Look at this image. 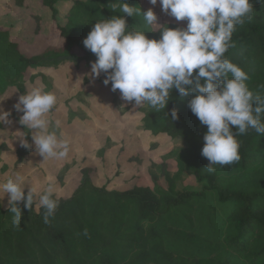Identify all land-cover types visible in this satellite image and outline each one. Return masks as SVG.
Here are the masks:
<instances>
[{
    "label": "trees",
    "instance_id": "16d2710c",
    "mask_svg": "<svg viewBox=\"0 0 264 264\" xmlns=\"http://www.w3.org/2000/svg\"><path fill=\"white\" fill-rule=\"evenodd\" d=\"M112 2L72 0L62 24L59 0H42L56 22L53 36L57 39L32 54L22 50V42L10 28L0 25V98L12 86L34 82L39 68L45 71L94 62L96 57L84 47L83 40L96 22L120 15L119 10L112 11ZM125 2L141 9V14L125 17L127 26L148 31L149 39H160L163 26H187L175 20L157 27L146 25L142 14L150 9L149 0ZM250 3L254 7L252 19L236 27L232 36L235 46L225 55L247 73L249 89L261 93L264 0ZM28 16L32 18L31 33L45 34L41 15ZM191 98L174 89L166 109L156 111L147 104L140 107L143 128L153 137L183 142L167 154L176 166L169 188L108 190L96 186L85 171L71 198L54 196L58 208L47 224L45 210L35 199L31 210L19 202L20 227L14 226V214L0 201V264H264V135L249 129L237 137L240 160L214 165L215 171L208 172L209 161L201 154L207 126L189 109ZM172 109L178 111L179 119H172ZM28 143L29 148L18 149L17 165L32 152L31 135ZM187 173L193 174L199 190L177 189L174 178ZM85 229L87 236L83 235Z\"/></svg>",
    "mask_w": 264,
    "mask_h": 264
},
{
    "label": "clouds",
    "instance_id": "9594fccd",
    "mask_svg": "<svg viewBox=\"0 0 264 264\" xmlns=\"http://www.w3.org/2000/svg\"><path fill=\"white\" fill-rule=\"evenodd\" d=\"M158 2L175 20H187L186 28L163 26L160 39H149L145 34L148 31L129 28L125 19L141 14V9L125 0H113L111 9L119 10L120 15L96 22L83 40L84 47L96 57L91 74L93 78L104 74L106 86L111 83L113 92L119 90L122 100L134 102L139 108L147 104L156 111L166 109L174 89L182 97L192 95L188 107L207 126L201 154L209 161L207 171L214 172V165L240 160L237 137L249 129L264 135V95L249 89L247 73L225 55L235 46L232 36L236 27L251 21L254 7L250 0H149L152 5ZM142 15L146 25L156 24L152 9ZM57 102L54 92L33 86L14 105L23 113L19 124L31 130L35 152L43 162L64 160L70 153L69 141L49 130L53 124L49 114ZM10 116L11 112L0 110V124L11 125ZM171 117L179 119L176 109L171 110ZM60 123L56 120L54 128ZM16 133L21 147L29 148L28 134ZM2 188L9 196L13 224L20 227L22 211L17 205L23 202L24 208L31 210L37 189L25 186V176L19 171ZM56 191V184L49 183L39 194L46 224L58 208ZM83 235H88L87 229Z\"/></svg>",
    "mask_w": 264,
    "mask_h": 264
},
{
    "label": "rangeland",
    "instance_id": "374dc122",
    "mask_svg": "<svg viewBox=\"0 0 264 264\" xmlns=\"http://www.w3.org/2000/svg\"><path fill=\"white\" fill-rule=\"evenodd\" d=\"M19 2H22L23 4L19 5ZM71 5L72 0H59V10L61 13V17H59V19L61 20L62 24L66 23L65 14ZM150 5V9H152L157 16V25L154 24L156 27L164 21L175 20V18L171 17L162 10V6L159 4V2L156 5H152L151 3ZM30 13L39 14L45 20L46 24L42 30V32L45 34L34 35L31 33L30 29L32 27V18L28 16ZM50 14L51 13L43 7L42 0H0L1 27L10 28L12 35L16 36V38L20 39L22 42V50L28 51L31 54L32 52H36L44 48L45 45L51 40L56 41L57 39L56 36H53L55 29L53 28V25L55 26L56 22L51 20ZM182 22L187 24V20ZM46 66L47 64H45V67ZM43 70L44 68H39L36 70V73L38 74V78H41L45 81L46 78H42L41 76ZM88 71L91 75V82H89L87 79V83H83L81 81L82 79L77 77L72 69L70 70L68 67L61 70L56 77L57 79L55 81V86L51 91L57 95L58 102L53 111L49 114V117L50 115L54 116L55 114V117H57L55 120H59L61 122V131H71L74 137L73 140H76V143H72V139L69 141L71 142L69 156L68 158L60 161L49 159L43 162V157L36 154L35 149L33 152H31L32 155L28 158L27 166L24 167L25 169L23 170L22 174L25 176V186L35 187L37 189L35 201L39 203V194L43 193L44 189L49 183L56 184V197H64L66 199L71 198L76 189L81 184L82 173L80 167L82 165H94L96 167L100 166V178L106 171L112 174L113 177V174L116 172V170H119V174L114 176L112 183L108 178V186L112 187V189L129 190L137 186H148L152 189L155 186L165 189L169 188L170 183L173 180L169 179H171L176 173V166L174 165L175 163L172 162V159H167V154L166 156H161L162 154H159V151L151 153L146 149H142L138 154L140 158L143 157L142 164L136 163L132 169L129 167L127 169L118 167L119 164L124 166L126 162L125 158L133 157L135 150H137V148L139 149L143 147L139 146L140 142L138 139H136L135 142L131 141V143L120 142L116 147H114V153L111 156L109 153L105 158L106 161L100 160L99 163L98 160H96L93 151L97 145L105 139V136L108 134L111 135L115 140H119L123 137L129 126L127 121L122 123L119 120H124L122 117L117 118L118 121H120L117 126L111 125V122L108 123L104 119L105 117L110 118V116H108V112H110L114 107L112 105V98L108 92L110 89L106 90L107 94L104 95L102 104H100V100L94 103L93 106L96 107L94 108V110L96 109V112L87 111L89 117H87L86 120H83L82 124L86 125L84 129L74 124L75 121L72 119L73 116L68 115V112L66 111V106L70 105L74 108L77 106V103L74 105L75 102L71 100V97L73 95L75 96L76 93L83 89L89 91L90 93L93 92L94 95L100 96V89L96 87H100V81L99 79H95L93 81L94 78L91 74V67ZM33 86L42 85L40 83L35 84L33 82L21 83L12 86L7 91V93H5L3 97L0 98V110H3L4 112H11L9 119L13 122L11 125L0 124V201L4 207L9 206V196L4 193L2 185L6 183L9 178L13 177L14 164L17 163L16 161H18L17 150L18 148H21L20 142L18 140L19 134L16 132H26L28 136L31 135V130L26 129L25 126L19 124V119L23 113L17 112L14 108V105L18 102L19 96L26 94ZM256 93L257 92L254 94ZM260 94L264 95V91L262 90ZM119 97H121L120 92ZM75 131L84 132L82 135H80V132H78L77 135ZM28 136L26 137L27 140ZM160 137V141L161 144H163L164 149L169 147L175 149L176 145L179 147V144L182 145L183 143L181 140L178 143L171 141L168 142L169 138L167 136ZM78 144H81L82 152L80 151ZM32 146L35 148L33 141ZM128 147H132L130 148V153ZM87 148L88 150L86 151ZM156 148L157 147H155L153 150ZM83 150L85 152H83ZM74 160L76 163L72 165V169L69 172L70 175L66 177V181L68 182L62 184L57 178L55 179L56 171L64 164L71 163ZM103 162L107 166L106 169L104 168ZM152 163H157L158 168H160V170H158L155 175L153 174L156 169H154L151 173L148 172V167L150 165L152 166ZM3 168L4 171L2 173L1 171ZM110 169L112 172H109ZM88 174L95 175L94 172L90 173V170H88ZM95 177L97 178V176ZM116 177H120L118 183H116ZM174 182L177 186V189L180 191L200 189V185L197 183L193 177V174L191 173L184 174L177 180L174 178ZM28 190L29 188L26 187L25 194H27Z\"/></svg>",
    "mask_w": 264,
    "mask_h": 264
},
{
    "label": "crops",
    "instance_id": "0c3cea01",
    "mask_svg": "<svg viewBox=\"0 0 264 264\" xmlns=\"http://www.w3.org/2000/svg\"><path fill=\"white\" fill-rule=\"evenodd\" d=\"M66 67H68L70 70L72 69V71L76 74L77 77L81 78L83 83H87V79L89 82H91L90 78L91 75L89 73V68L91 67V63L88 62H83L81 64H68V65H61L59 68L57 69H48L43 71V73L45 74V78L46 80L44 81L41 78H37L33 83L38 84L40 83L43 87L45 91H51L54 86H55V81H56V77L59 74V72L63 69H65ZM43 78V77H42ZM106 77L101 74V76L99 78H94L93 81L96 79L100 81V87L96 86L97 88L100 89V96L98 95H94L93 92H89L85 89L79 91L78 93H76V95L71 97V100H73L74 105L77 103V106L71 107L66 106V111L68 112V115L73 116L72 119L75 121L74 124L81 127V128H85L86 125H83V120H86L87 117H89V114L87 113V111H91V112H96V109L94 110V108H96L94 105V103L98 102L100 100V104L103 103V97L105 94H107V89L110 91H108L110 93V96L112 98V105L114 106L110 112H108V116H110V118L105 117L104 119L108 122V123H112L111 125L117 126V124H119V122L121 121L122 123L124 121L128 122V130L125 131L123 137L119 140H115L111 135H106L105 139L97 145V147L94 149V156L96 157V160H98V162L100 163V160L102 161H106V157L108 156V154L110 153V156L114 153V147L117 146V144H119L120 142H125V143H131V141L135 142L136 139L139 140V146H143L141 148H137V150H135L134 156L133 157H126L125 158V165H118V167L120 168H124L127 169L128 167L130 169L134 168V164L136 163H140L142 164L143 162V157H139V153L140 151L143 150H147L150 151L151 153L154 152H158L159 154H162L161 156H166V154L170 153V151L172 150V147H169L167 149H164L163 144H161L160 138L161 137H153L151 132L146 131L143 128V113L141 112V109L137 106H135V104H130L127 101L122 100L121 97H119V90L113 92L112 91V87L110 85V83L106 86L103 81ZM92 81V82H93ZM106 91V92H105ZM105 92V93H104ZM103 95V96H102ZM95 96V99H94ZM97 96V97H96ZM100 98V99H99ZM96 100V101H95ZM94 111H92V110ZM70 117V116H69ZM122 117L124 118V120L119 119L120 121H118L117 118ZM52 121L53 124L50 125L49 130H55L57 132L58 136H61V138L63 139H67L68 141H70L72 139V143H76V140H73V133L71 131H61L60 127L59 128H54V123H55V119H57V117L51 116L49 117ZM53 118V119H52ZM106 128V126H105ZM76 134L78 135V132H80V135L83 134L84 131H75ZM71 143V142H69ZM158 144L156 146H154V144ZM135 144V143H133ZM35 146V145H34ZM80 151L81 150V144H78ZM155 147H157L155 150H153ZM130 148L132 147H128L129 153H130ZM19 149V148H18ZM35 148L33 147L32 152ZM136 149V148H135ZM88 150V148L86 149V151ZM3 151V148H2ZM83 152H85L83 150ZM138 152V153H137ZM17 154H18V150H17ZM32 155V153H30L29 155L26 156V158L19 163V165H17V163L14 164V171L13 173H15L16 171L21 172V174L23 173V170L25 169L24 167L27 166L28 163V158ZM18 160V158H17ZM18 162V161H16ZM76 163V161H72L71 163H66L64 164L62 167H60L56 173H55V179L57 178L58 181H60L62 184L66 181V177L68 175H70V170L72 169V165ZM98 163V165H99ZM104 168L106 169V164L103 162ZM82 165L80 167L81 170V176L82 179L84 177V173L85 171L90 170L91 172H94V174H91V179L93 181V183L98 186V187H108V190H118V191H124V190H119V189H112V187L108 186V178L109 180H111V183L113 182V178L114 176H117L119 174V170H116V172L113 174L114 176L112 177V174L108 173L107 171L104 173V175L100 178L99 174H100V166H94V165ZM157 163H152V166L150 165L148 167V172H152L154 169H157ZM4 171V168L2 169V173ZM109 172H112L111 169L109 170ZM80 176V177H81ZM97 176V178L95 177ZM120 177H116V183H118ZM81 179V181H82ZM128 190V189H125ZM54 196L56 197V194H54ZM58 199H66L64 197H56ZM4 207V208H8Z\"/></svg>",
    "mask_w": 264,
    "mask_h": 264
}]
</instances>
